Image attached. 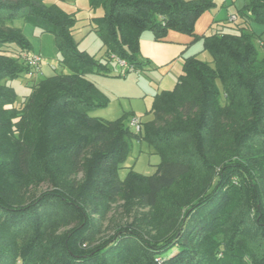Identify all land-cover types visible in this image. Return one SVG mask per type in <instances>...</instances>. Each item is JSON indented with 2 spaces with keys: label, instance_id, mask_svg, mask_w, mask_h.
Returning a JSON list of instances; mask_svg holds the SVG:
<instances>
[{
  "label": "trees",
  "instance_id": "1",
  "mask_svg": "<svg viewBox=\"0 0 264 264\" xmlns=\"http://www.w3.org/2000/svg\"><path fill=\"white\" fill-rule=\"evenodd\" d=\"M92 3L106 9L93 20L108 61L128 63L122 77L147 65L139 60L143 30L159 40L170 30L195 34L214 6ZM239 14L240 22L223 21L227 31L205 35L214 66L187 57L135 133L123 118L89 113L107 100L86 75L111 71L78 49L71 13L45 0H0V264H264V57L245 27L264 23V0H247ZM17 19L53 33L71 72L31 75ZM23 74L30 91L19 102L8 79ZM134 137L162 160L155 174L132 171L122 181ZM118 199L117 220L110 212Z\"/></svg>",
  "mask_w": 264,
  "mask_h": 264
},
{
  "label": "rangeland",
  "instance_id": "2",
  "mask_svg": "<svg viewBox=\"0 0 264 264\" xmlns=\"http://www.w3.org/2000/svg\"><path fill=\"white\" fill-rule=\"evenodd\" d=\"M214 6L201 14L210 13L214 18H222L228 13H236L237 21H242L239 10L244 7V0H238L235 4L232 0L229 5L222 7V0H213ZM47 5L56 4L64 11L71 13L76 20L74 38L78 49L85 51L100 64L107 66L111 74L99 72L89 73L92 82L104 93L106 103L92 108L89 113L107 120L127 119L137 114L144 121L153 118L151 109L157 93L173 90L179 75L183 72L184 61L187 57L197 58L214 66V58L205 46V35L212 34V29L207 27L204 33L203 24H198L201 29L194 28L195 34L170 30L167 39L159 40L153 30H143L139 37V60L146 63L144 73L138 80L132 71L126 77L118 75L120 68L115 60L108 61V45L97 29L94 17L104 16L106 9L103 5L94 6L92 0H45ZM228 8V9H227ZM250 12V11H249ZM205 14V15H207ZM219 19V20H220ZM198 20V19H197ZM197 22V21H196ZM219 22V21H218ZM217 23V22H216ZM215 25L217 26V24ZM234 22H232L233 24ZM196 24V23H195ZM12 25L20 27L30 43L32 52L43 56L42 65L50 68L48 75L55 73H69L71 70L62 64V53L59 50L53 33L45 32L33 22L17 19ZM246 30L254 34V44L261 57H264V23L250 20L245 23ZM201 30V31H199ZM13 49V47H9ZM30 76L21 75L17 79H8V83L16 90L20 102L30 91ZM132 80V82H127ZM38 82V81H37ZM135 83L138 85L135 86ZM148 90L142 91L143 88ZM131 149L118 168L119 177L126 180L129 173L134 171L143 175H153L162 158L155 148L147 140H139L134 137L131 140ZM47 186H41L45 189ZM123 200L118 199L113 204L110 216L117 220L123 211ZM112 233L111 227H107L103 236Z\"/></svg>",
  "mask_w": 264,
  "mask_h": 264
},
{
  "label": "built area",
  "instance_id": "3",
  "mask_svg": "<svg viewBox=\"0 0 264 264\" xmlns=\"http://www.w3.org/2000/svg\"><path fill=\"white\" fill-rule=\"evenodd\" d=\"M237 15L236 14H231L228 19L229 21L233 22L237 20ZM23 57L27 61L28 65L30 66V74L36 77H40L43 74L42 70V61H43V56L40 53L28 51L26 52ZM113 58L115 62L118 64L120 68V72H122L126 67H128V63L126 60L114 56ZM139 72V71H137ZM129 126L132 128V130L135 133H141L143 130V121L140 116L138 115H132L129 117Z\"/></svg>",
  "mask_w": 264,
  "mask_h": 264
},
{
  "label": "crops",
  "instance_id": "4",
  "mask_svg": "<svg viewBox=\"0 0 264 264\" xmlns=\"http://www.w3.org/2000/svg\"><path fill=\"white\" fill-rule=\"evenodd\" d=\"M223 1V5H222V7H224V8H226L230 3H229V1L230 0H222ZM238 0H232V2L235 4L236 2H237ZM247 3V0H244V5ZM228 9V8H227ZM205 14H207V13H205ZM205 14H203L202 16H200L199 18H198V20H197V22H196V24H195V28H196V30L197 29H201V28H199L198 27V24H201L200 22H201V20H202V18H203V20H202V24H203V32L204 33H207L206 32V28L207 27H209V28H211L212 29V33H215V32H218V31H227L228 29L227 28H225L224 26H223V21L224 20H228V17L231 15V14H236V13H228L227 15H225V16H223L221 19L220 18H214L213 17V15L212 14H210V13H208L207 15H205ZM237 15V14H236ZM237 17H238V15H237ZM220 19V20H219ZM238 19V18H237ZM219 21V22H218ZM217 22V23H216ZM215 23L217 24V26L215 25ZM199 31H201V30H199ZM168 35V34H167ZM167 37V36H166ZM164 38V39H167V38ZM50 68L51 69H53L51 66L48 68V67H46V66H43L42 65V70H43V74L41 75V76H48V71H50ZM143 73H144V71H142ZM142 72H136L135 73V75H137V78H138V80H140V77L142 76ZM52 75V74H51ZM40 76V77H41ZM90 74H87L86 75V77L89 79V80H91V78H90ZM92 81V80H91ZM127 82H132V80H128ZM133 83V82H132ZM138 84L137 83H135V86H137ZM146 90H148V89H146L145 87L142 89V91H146ZM134 115H137V114H134ZM141 117V116H140ZM143 119V118H142Z\"/></svg>",
  "mask_w": 264,
  "mask_h": 264
}]
</instances>
